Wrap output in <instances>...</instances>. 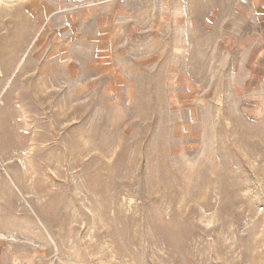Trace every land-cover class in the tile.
Listing matches in <instances>:
<instances>
[{
    "label": "rangeland",
    "instance_id": "obj_1",
    "mask_svg": "<svg viewBox=\"0 0 264 264\" xmlns=\"http://www.w3.org/2000/svg\"><path fill=\"white\" fill-rule=\"evenodd\" d=\"M0 39V264H264V0H0Z\"/></svg>",
    "mask_w": 264,
    "mask_h": 264
},
{
    "label": "bare ground",
    "instance_id": "obj_2",
    "mask_svg": "<svg viewBox=\"0 0 264 264\" xmlns=\"http://www.w3.org/2000/svg\"><path fill=\"white\" fill-rule=\"evenodd\" d=\"M16 28V27H15ZM13 29V28H12ZM2 30V29H1ZM17 30H19L20 31V29L18 28ZM19 31L16 33L17 34V37H19L21 34H19V36H18V33H19ZM14 32V31H13ZM15 37H16V35H15ZM15 39V38H14ZM18 40H19V38H17ZM4 40V39H3ZM2 40V41H3ZM16 40V39H15ZM0 41H1V39H0ZM4 41H6V39L4 40ZM6 42H8V41H6ZM17 42V41H16ZM3 43V42H2ZM9 43H10V41H9ZM5 44V43H4ZM7 44V43H6ZM17 44V43H16ZM15 44V45H16ZM1 45V44H0ZM6 46V45H5ZM4 46V47H5ZM2 47V46H1ZM2 49V48H1ZM14 61H15V58H12L9 62H10V64H9V69H10V67H13L12 65L14 64Z\"/></svg>",
    "mask_w": 264,
    "mask_h": 264
}]
</instances>
